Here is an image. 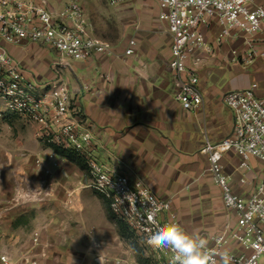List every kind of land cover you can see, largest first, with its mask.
<instances>
[{
	"label": "crops",
	"instance_id": "1",
	"mask_svg": "<svg viewBox=\"0 0 264 264\" xmlns=\"http://www.w3.org/2000/svg\"><path fill=\"white\" fill-rule=\"evenodd\" d=\"M257 5L264 6V0H254L252 6ZM114 8L122 20L130 19V37L110 44V55L96 53L86 61H76L51 57L52 51L37 44L9 47V53L21 61L24 77L41 88L56 81L67 83L72 106L94 135L95 159L127 176L131 183L142 182L158 198H171V209L188 233L206 238L227 224L235 225V213L223 206L203 148L206 138L218 142L233 131L232 112L223 103L227 91L253 82L264 88V57L248 63L232 62L229 51L241 47V39L215 47L211 56L200 52L203 106L184 110L175 99L168 66L171 36L159 18V0H125ZM217 29L214 20L202 29L210 44ZM130 40L134 41L133 52L126 54ZM28 124L36 147L33 157L40 155L48 163L47 151L43 152L37 137L38 126ZM53 154L57 164L50 171L55 196L16 206L11 201L13 184L27 183L33 174L41 176L40 169L48 166L42 161L45 167L35 171L34 166L26 165L25 153L0 152V256L7 255L12 263L30 255L45 264H101V260L102 264H138L105 219L108 208L104 197L88 187L86 170ZM15 156L18 164L13 166ZM222 164L224 173L231 177L232 191L241 196L256 184L246 173L254 172L258 180L264 176L262 164L255 159L250 160L251 170L242 173L233 151L223 156ZM242 175L252 184L239 183ZM91 206L102 216L92 235L101 245L96 254L89 251L92 218L85 209ZM34 233H38L36 243L32 241ZM231 249L242 250L238 245Z\"/></svg>",
	"mask_w": 264,
	"mask_h": 264
},
{
	"label": "built area",
	"instance_id": "2",
	"mask_svg": "<svg viewBox=\"0 0 264 264\" xmlns=\"http://www.w3.org/2000/svg\"><path fill=\"white\" fill-rule=\"evenodd\" d=\"M105 1L115 7L125 0ZM253 1L159 0V18L171 36L168 66L175 99L184 110L203 106L198 77L200 52L211 56L215 47L241 39V47L229 51L232 62L248 63L264 57V6H252ZM213 20L218 29L210 44L202 29ZM28 44L41 45L59 57L86 61L96 53L112 54L110 43L94 35L91 21L76 0L58 9L50 7L47 0H0V115L7 112L25 118L38 126L37 137L42 144L82 158L89 186L104 197L112 215L162 264H171L173 254L169 250L153 248L147 241L161 225L179 224L171 209L172 199L158 198L142 182L131 183L127 176L95 159L94 135L72 106L67 83L56 81L41 88L24 77L21 61L9 53V47L25 48ZM133 45L130 40L126 54L133 52ZM223 103L232 112L233 131L218 142L206 138L203 152L223 206L235 213L236 223L204 239L212 264H264V176L241 196L232 191L231 177L224 173L222 164L223 156L233 151L242 173L251 170V159L259 161L264 169V88L253 82L246 88L229 90L223 95ZM239 183L252 184L244 175ZM37 240L38 233H34L33 243ZM235 245L242 250L233 251ZM0 264L45 263L25 256L12 263L2 255Z\"/></svg>",
	"mask_w": 264,
	"mask_h": 264
},
{
	"label": "rangeland",
	"instance_id": "3",
	"mask_svg": "<svg viewBox=\"0 0 264 264\" xmlns=\"http://www.w3.org/2000/svg\"><path fill=\"white\" fill-rule=\"evenodd\" d=\"M68 1L70 0H47L49 6L54 9L60 8ZM76 1H78L84 7L87 16L90 18L91 23L93 24L94 33L98 37L106 40L110 44H115L117 41L121 40L124 42L129 39L130 30L127 25V19L129 18H123L122 20L119 14L120 11L117 8L110 6L106 3L105 0ZM49 55L53 57L56 54L54 52H50ZM31 131L32 128L29 126L28 121L25 118L7 112L0 115V152L9 151L12 154L25 153L26 165L34 166L35 171H42L41 176H36V174H33L32 176L28 177L29 181L27 183L21 182L20 185L13 184L11 201L12 203H16V206H24V204L27 202H42L46 198L50 199L55 196L54 194L56 189L52 188L54 187L53 184L55 179L53 178V175H51L52 172L50 171V169L56 167L57 160L54 157L53 153H57L53 151L49 146L44 145L40 142L43 152L47 151L45 156L48 163L45 160H41L39 158L40 155L38 158H34L33 155L35 154L36 147L31 139ZM51 150L53 151L52 153ZM0 160L2 162L3 157H1ZM11 160L13 166L18 164V158L16 156ZM37 160L39 161L38 164ZM66 160L81 168L77 163L68 159ZM42 161L43 163L45 161L48 168H45L44 170L40 169V166L45 167ZM84 169L87 172L86 165ZM1 176L2 175H0V178ZM246 176L248 179L256 181V184L259 182L258 177L254 178V172H248L246 173ZM88 187L90 186L88 185ZM90 189L95 194H97V192L91 187ZM64 194L66 196H70V194H68V192L65 190ZM103 201L108 208L107 212L105 213V219H107L111 223V226L115 228L120 237L121 245L125 248V250L128 249L129 252H131L129 253V255H132L133 259H135L138 264H162L161 260H158L153 254L148 251L139 237L133 236L132 233H129L125 225L118 221V219L112 215L109 210L107 201L105 199H103ZM68 203H71V200H69ZM64 208L67 209L66 207ZM75 210L77 211V209ZM85 210H88L92 218L90 224L92 226V229L90 232L91 237L89 251L96 254V250L101 245H99V241H96L92 237V235L94 233L93 231L102 223V216L97 213L98 211H96L95 207L93 206L88 207V209ZM120 234H122V237ZM125 256L127 257L128 254ZM25 257L36 260V258H31L30 255H27Z\"/></svg>",
	"mask_w": 264,
	"mask_h": 264
},
{
	"label": "clouds",
	"instance_id": "4",
	"mask_svg": "<svg viewBox=\"0 0 264 264\" xmlns=\"http://www.w3.org/2000/svg\"><path fill=\"white\" fill-rule=\"evenodd\" d=\"M147 242L153 248L169 250L173 254L171 264H212L207 241L188 233L178 223L161 225Z\"/></svg>",
	"mask_w": 264,
	"mask_h": 264
},
{
	"label": "trees",
	"instance_id": "5",
	"mask_svg": "<svg viewBox=\"0 0 264 264\" xmlns=\"http://www.w3.org/2000/svg\"><path fill=\"white\" fill-rule=\"evenodd\" d=\"M51 148H52L53 151H55L57 154L61 155L62 157L66 158V159H68L70 161H73V162L77 163L81 168H85V162H84V160L82 158L78 157L73 152L67 151V150H63V149L58 148V147H55V146H52ZM118 221H120V220H118ZM120 222L123 223L122 221H120ZM125 227L128 230V228H127L126 225H125ZM128 232H129V230H128ZM120 235L122 237V234H120Z\"/></svg>",
	"mask_w": 264,
	"mask_h": 264
}]
</instances>
